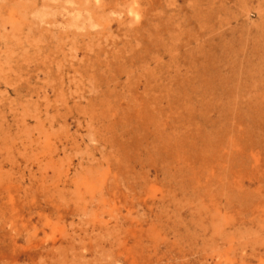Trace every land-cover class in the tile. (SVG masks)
I'll list each match as a JSON object with an SVG mask.
<instances>
[{"label":"rangeland","instance_id":"rangeland-1","mask_svg":"<svg viewBox=\"0 0 264 264\" xmlns=\"http://www.w3.org/2000/svg\"><path fill=\"white\" fill-rule=\"evenodd\" d=\"M258 8L125 0L169 46L110 52L104 0H0V264H264Z\"/></svg>","mask_w":264,"mask_h":264},{"label":"bare ground","instance_id":"bare-ground-1","mask_svg":"<svg viewBox=\"0 0 264 264\" xmlns=\"http://www.w3.org/2000/svg\"><path fill=\"white\" fill-rule=\"evenodd\" d=\"M104 2L107 6H109V8L111 7V11L113 14H115V17L112 18V17L104 16L103 12L105 13V10L102 12V14L98 12L99 10L91 11L88 9V11H90L91 17L94 16L95 18L94 24H91V25L102 26L104 28L107 25L114 23L118 27V33L114 36L113 40L109 43V46H110L109 51L110 50L114 51L120 48H123V49L131 48L130 46H131V43L133 42L135 45H143L146 48V50L154 48V47L161 48L162 50L168 49L169 43L167 42V38H166L168 30L165 25L161 24L162 27H160V24L158 23H148L146 25H143L142 27H137L135 25H132L131 21L128 19V15L124 9L125 0H104ZM239 5L242 9L246 8L244 3H240ZM257 13L260 17H262L264 14V10L261 8H258ZM100 16H102V18ZM49 23H55V22L51 21ZM37 31L38 29H36V32ZM159 31H163L165 33V37L164 36L162 37ZM87 34L89 36L96 35L97 31L88 32ZM61 35L62 34H60L59 32L56 35L58 40L60 39ZM69 35L71 37H74L76 34L74 31H71ZM153 122H154V125H157L158 123L157 120H154ZM172 132L169 133L170 138L166 139L165 142L163 141L164 144L168 147H171L174 141L175 142L177 141L175 140V136H174L175 134H173ZM188 140L191 141L190 139ZM182 174L185 178L184 181L189 180L188 179L189 175L187 172L182 171ZM198 188L199 187L195 185L191 187V189H193L195 198L199 199L200 197L202 198L204 197L212 198L213 197L214 192L211 193L209 188L205 189L206 193L204 191L203 192L199 191ZM179 204L181 203L179 202Z\"/></svg>","mask_w":264,"mask_h":264}]
</instances>
